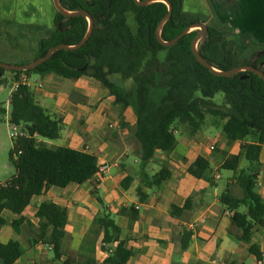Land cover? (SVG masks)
Returning <instances> with one entry per match:
<instances>
[{"label": "trees", "instance_id": "1", "mask_svg": "<svg viewBox=\"0 0 264 264\" xmlns=\"http://www.w3.org/2000/svg\"><path fill=\"white\" fill-rule=\"evenodd\" d=\"M58 1L68 12L85 11L90 15L93 30L89 39L80 49L55 51L34 70L9 72L15 79L25 73L53 74L65 79L88 76L97 80L114 97V105L132 108L136 118L134 136L140 142L142 164L152 160L157 150L168 152L174 147L178 127L194 134L200 130L206 116H211V125L221 128L228 143L244 142L240 157L247 162V167H239L240 157L227 160L221 167L232 172L241 195L236 196L227 188L220 202L232 212L236 238L247 244L249 253L260 260L258 249L250 241L257 228L264 227V201L256 190L259 157L264 145V81L250 71L225 77L201 65L191 49L199 30H192L170 47L162 45L156 30L169 11L162 1L142 6L135 0ZM166 1L172 10L160 31L162 41L169 42L190 25L202 23L207 26V32L197 43V50L213 69L226 72L253 66L264 72L263 46L254 44L249 50H242L227 27L216 21L206 24L208 17L187 13L184 0ZM28 27L42 30L31 60L34 61L57 45H77L87 34L89 22L84 16L67 17L55 11L53 28ZM5 71L0 68L1 75ZM112 76L118 78L112 80ZM128 80L132 85L127 91L123 82ZM218 93L223 95L222 108L213 101ZM9 104V122L20 125L28 137L12 141L9 159L15 174L0 187V228L5 224L2 213L8 212L13 216L14 233L6 244L0 243V264H14L22 255L17 236L19 227L26 222L22 213L33 197L50 187L84 184L99 168L93 155L39 145L38 139L55 141L59 138L61 121L53 119L34 101L30 89L19 87L11 94ZM248 138L250 141L246 142ZM187 172L194 178L212 182V171L204 158H197ZM169 177L170 171L161 168L142 185L145 188L159 186ZM138 193L141 194L140 189ZM173 211L178 209L173 207ZM35 218L38 228L31 244L50 247L52 257L47 264H75L62 250L67 210L51 201L42 202L37 206ZM94 224L103 232L101 250L108 254L100 264H126L131 253L119 239L120 229L111 214L103 208ZM189 240L190 233H184L183 250Z\"/></svg>", "mask_w": 264, "mask_h": 264}, {"label": "crops", "instance_id": "2", "mask_svg": "<svg viewBox=\"0 0 264 264\" xmlns=\"http://www.w3.org/2000/svg\"><path fill=\"white\" fill-rule=\"evenodd\" d=\"M187 2L184 0V10L190 7ZM216 10L224 26L246 35L251 46H264V0H217ZM195 13L207 16L202 9ZM54 15L48 0H0V25L5 27L11 25L22 31L28 26L51 29ZM29 76L36 82L30 88L34 101L53 119L61 121L56 143L38 139L39 145L85 152L97 158L99 167L110 168L99 184L93 175L84 184L50 187L33 197L22 213L26 222L19 227L17 236L22 255L14 264H47L51 259L49 246L31 244L38 228L37 206L47 201L67 210L62 250L75 264H100L108 257L101 250L103 232L94 224L103 208L111 214L120 229L119 239L131 253L126 264H264V227H258L250 241L261 255L257 260L249 253L248 245L236 238L232 212L220 202L227 188L234 195H241L233 174L226 184H218L222 179L218 171L227 160L240 157L244 142L228 143L221 128L212 138L187 130L188 139H176L170 151L157 150L152 160L142 164L132 108L114 105V97L97 80L88 76ZM9 78L13 85L16 79L11 73ZM181 128H177L175 136ZM199 157L208 161L212 182L187 172ZM259 159L256 190L264 201V145ZM247 165L240 157L239 167ZM161 168L168 169L170 177L159 186L143 187V181ZM173 207L178 211L174 213ZM2 217L5 224L0 228V243L6 244L14 237L13 216L3 212ZM184 233H190V240L183 250Z\"/></svg>", "mask_w": 264, "mask_h": 264}, {"label": "rangeland", "instance_id": "3", "mask_svg": "<svg viewBox=\"0 0 264 264\" xmlns=\"http://www.w3.org/2000/svg\"><path fill=\"white\" fill-rule=\"evenodd\" d=\"M187 1V5L190 7L185 10L186 12L192 14L195 12H200L202 9V12H207L205 13L207 16L203 15L204 19L205 17H208L205 21L206 24H210L211 21H216L219 24L223 25V19L221 18L219 21L216 15L217 0ZM48 2L49 7L51 5L52 10H54L55 12L52 0H48ZM43 11L44 9L42 8V14ZM227 29H229L233 33L234 39L237 41L238 46L242 50L247 51L252 47L250 44L251 40L245 39L244 36L246 35L238 32L234 33V31L229 27H227ZM194 30H199V28H195ZM41 35L42 30H32L31 28H26L22 31L21 29L17 27H12L11 25H6V27L0 25V62L6 64H20L28 62L33 57L34 51L37 46V40ZM9 75V71H5L2 75L0 74V181L8 180L15 174V169L9 159V151L11 150L13 144L12 140L9 137V94L12 89V82L9 78ZM116 78L118 77H111L112 80H115ZM131 85V81L129 80L123 82V87L127 91L131 88ZM213 101L220 108L224 106L222 93H218L214 97ZM199 131L200 134H203L205 137H213L212 134H215L217 132V127L211 125V116H206L205 121ZM188 138L189 132L185 128H181L180 134L176 136V139L184 141ZM248 140L250 141V138H248ZM53 142L56 143V141ZM218 172L219 175L222 177V179L218 181V184H226L227 178L230 174H232V172L225 169H220ZM48 257H52L51 252L48 253Z\"/></svg>", "mask_w": 264, "mask_h": 264}, {"label": "water", "instance_id": "4", "mask_svg": "<svg viewBox=\"0 0 264 264\" xmlns=\"http://www.w3.org/2000/svg\"><path fill=\"white\" fill-rule=\"evenodd\" d=\"M154 1H162V2H164L168 6V9H169L168 14L158 24V27H157V30H156V37H157V39L159 40V42L162 45H164L166 47H170V46L176 44L179 41V39L182 38L187 33L191 32L195 28H199L198 35L192 41L191 49H192V53H193L194 57L196 58V60L201 65H203L207 69H210L211 71H213L217 75H221V76H225V77L234 75V74H236V73H238L240 71H250V72L255 73L256 75H258L264 81V72L262 70H260V69H257L255 67H253V66L237 67V68L231 69V70L226 71V72H220L218 70L213 69L210 66V64L199 54V52L197 50V43L201 40V38L207 32V26L205 24L197 23V24L190 25L182 33H180L178 36H176L173 40H171L169 42L162 41L161 38H160V31H161V28L163 27V25L165 24V22L171 16L172 8H171L170 3L168 1H166V0H146L144 2H139L138 0H135L137 5H140V6L152 3ZM52 3H53V6L55 8V11L61 13L64 16H67V17H70V16H84V17L87 18V20L89 22V30H88L87 34L85 35V37L75 46L57 45L55 47H52L51 49L48 50V52L46 53V55L44 57H42L40 59H37V60H34L31 63H29V64L16 65V64H6V63L0 62V68L1 69H5L7 71H31V70H34L40 64H42L45 61H47L50 58V56L52 55V53H54L55 51H57V50H77V49H80L86 43V41L89 39V37H90V35L92 33V30H93V20L90 17V15H88V13L85 12V11L68 12V11L64 10L60 6L58 0H52Z\"/></svg>", "mask_w": 264, "mask_h": 264}, {"label": "built area", "instance_id": "5", "mask_svg": "<svg viewBox=\"0 0 264 264\" xmlns=\"http://www.w3.org/2000/svg\"><path fill=\"white\" fill-rule=\"evenodd\" d=\"M36 82H34L29 75L25 73L19 74L17 79L13 82L11 92L9 94V98L11 94L16 91L19 87H26L30 89L31 87L35 86ZM9 137L12 141H15L19 138L28 137L27 132L22 129L20 125H15L9 122ZM33 137H36L34 134ZM212 149V147H211ZM110 166L109 165H102L98 168L97 172L94 174L95 181L97 184L102 180V178L108 173ZM216 180L219 179V175L214 177ZM6 183H0V187L5 186ZM50 249V247H49Z\"/></svg>", "mask_w": 264, "mask_h": 264}]
</instances>
